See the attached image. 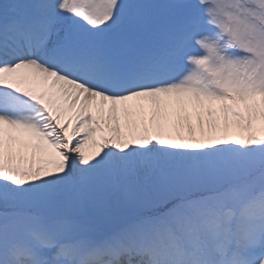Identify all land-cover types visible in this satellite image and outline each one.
<instances>
[{
	"label": "snow or ice",
	"instance_id": "obj_1",
	"mask_svg": "<svg viewBox=\"0 0 264 264\" xmlns=\"http://www.w3.org/2000/svg\"><path fill=\"white\" fill-rule=\"evenodd\" d=\"M0 264H264V0H0Z\"/></svg>",
	"mask_w": 264,
	"mask_h": 264
}]
</instances>
